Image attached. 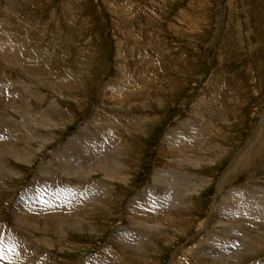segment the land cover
<instances>
[{
    "label": "rangeland",
    "instance_id": "obj_1",
    "mask_svg": "<svg viewBox=\"0 0 264 264\" xmlns=\"http://www.w3.org/2000/svg\"><path fill=\"white\" fill-rule=\"evenodd\" d=\"M2 37L0 90L9 95L19 92L22 99L17 97L14 103L10 99L1 102L0 105H7L0 107V113L21 118L20 114L27 112L21 113L19 109L26 110L25 107L32 104L33 111L26 110L37 114L30 120L32 124L41 115L44 119V113H50L59 125L65 123L61 128L30 133L38 138L52 133L48 137L55 139L31 164L12 160L22 172L20 176L0 179V236L4 240L12 237L11 232L22 230L16 226L14 210L27 207L25 201L32 190L40 188L38 182H45L47 178L48 183L59 180L57 167L62 160L52 159L58 148L72 138L77 139L67 149V154L57 155L60 159L67 155L70 161H76L74 147L80 143L81 130L86 131V125L95 117L104 127L117 122L119 130L116 132L124 138L127 133L139 130L130 122L129 115L137 118L148 115V121L141 126L144 132L134 134L132 139L138 157L133 161L130 183L116 182L115 196L123 197L111 201L115 216L96 218L97 226L102 227L99 232L70 231L64 239L63 252L50 247V253L59 257L60 262L56 264H98V261L100 264L104 255L105 261L115 264L118 257L132 262V253L123 251L117 230L132 225L129 213L133 205L142 208L133 199L144 194L150 185H157L152 180L156 167L177 171L172 154L160 151L176 148L182 136L174 129L187 119L196 120L205 129L210 127L211 136L220 133L218 143L222 144V152L217 151L212 157L211 153L204 154L205 161L198 167H193L192 162L197 155L187 153L192 160L185 164V172L206 177L210 182L199 194H189L191 210L187 213L168 208L164 216L154 219V224L166 226L162 229L166 234L161 232L158 254L144 264H171L178 251L182 258L186 248L199 243L202 237L207 239L213 230H219L213 226L216 214L212 205L221 200V195L243 185L264 188V145L253 159L232 172L230 183L221 193L218 188L236 156L264 131V0H0V39ZM67 86L74 90H66ZM124 96L128 98L127 103H118ZM54 100L58 108L49 106ZM32 124L24 126L27 132L35 128ZM170 130L174 134L168 136ZM9 139L7 136L1 142ZM118 142L121 146V141ZM213 156L215 161L210 162ZM54 166L55 174L49 176ZM97 175L96 179L102 177ZM67 176L64 178L77 179ZM173 177L164 178L169 181V187L175 189L180 180ZM62 212L67 215L66 210ZM136 228L140 229V235L136 236L143 238V229ZM23 231L25 237L34 234L31 230ZM219 232L224 234L222 230ZM57 243L52 244L58 246ZM37 244L45 248L44 253L47 246L41 241ZM195 256L191 255L192 264H218L206 256ZM262 259L264 248L253 256L240 260L223 258L222 262L260 264Z\"/></svg>",
    "mask_w": 264,
    "mask_h": 264
},
{
    "label": "bare ground",
    "instance_id": "obj_2",
    "mask_svg": "<svg viewBox=\"0 0 264 264\" xmlns=\"http://www.w3.org/2000/svg\"><path fill=\"white\" fill-rule=\"evenodd\" d=\"M0 40H4V38L2 37ZM2 50L4 49H0L1 53ZM4 58L8 59L9 56H4ZM8 60L12 61L10 59ZM12 64L13 63H11V65ZM36 77L40 79L38 75ZM56 85L58 84L56 83ZM65 88L66 90L68 89V91L74 90L73 88H69L68 86ZM17 89L15 90L17 91ZM22 89L24 88L22 87ZM59 90L61 92L63 91L60 88ZM3 91V89L0 90V92L3 93L0 95V97H2L0 98V103L7 102L9 99L14 103L15 100L22 97L18 95V91V93H16L18 96H16V94L12 95L11 93L9 95V92L7 93V91ZM126 96L119 98V100H117L118 103H127L126 101L128 100V98H126ZM24 102L26 103V105L29 104L27 99H25ZM3 105L6 107L7 104L3 103L0 105V107ZM29 105L32 107V104ZM30 106L25 107V109L32 110ZM49 106L57 107L58 105L56 103V100H54L53 102H49ZM20 107H23V105H21ZM19 110L21 113L23 111L27 113L20 114L21 118L14 117L8 113H0V138L4 135V137L0 139V179H5V177H9L12 179L13 177L16 178L20 176L22 172L18 169L17 166L12 164V160L21 164H31L37 158L39 153L42 152L44 147H46L48 143L52 142L55 139V137L53 136L48 137V135H52V133H49L46 136H44L45 134L42 133L43 136L39 138L30 136V133L40 134L41 131H44L42 129L61 128L60 125H65L64 122L59 125V122L52 120L50 113H44V119L42 115L39 120H36L34 118V120L36 121H33V124L35 125L36 129L34 128L33 130H30V132H27L28 130L26 131L24 126H26L27 123L28 125L29 123L32 124L30 120L32 121L33 116H36L37 114H29L31 112H28L29 110L26 111L23 108ZM129 118L130 122L134 124L133 126L139 127V130L135 131L136 133L144 132V127L141 128V126H144V124H146V122L148 121V115L140 118L129 115ZM99 122L100 120L95 117L86 125V127H88L86 131L81 130L82 133L79 137L80 143L78 147H74V157L76 161L74 159L73 160L75 162L70 161L72 159L69 160L67 158V155L65 157H62L63 159H60V157L64 156V154H67V149L73 146V143L77 139L75 140V138H72L64 145H61L60 148H58L54 155V158L52 159L62 160L58 165L59 167H57L60 169V178L58 177L59 180L53 183H51L52 180L50 181V183H48V178L45 182L42 183H39L37 181V187L40 188L32 190V192L29 193V199L28 201H25L27 207H18L17 210H14L16 226H18L20 229L22 228V230H20L19 233L11 232L12 237H9L8 240H4L5 243L9 245L10 250H5L4 255L6 258L0 259V264L59 263V257H56L55 255H52V253H50V247H57L59 252H63L66 249V245H64V239L70 231L84 232L85 230L93 234V232H99L102 230L101 226H97L98 223L96 222H98L99 220L97 221L96 218L103 217L112 219L113 216H115V211L113 210V208L115 207L114 202L111 201L115 198H118V196H121H115L117 193L116 189H118V185L116 186V182H123L126 185L130 183L131 170L133 165L135 164V162L133 161H135L136 157H138V155L136 154V147L133 145L134 141H132V139L135 138L134 134L136 133L126 132L127 137L124 138L119 136L118 132H116L117 130H119V124L117 122L114 121L116 125L113 123H107L108 125L104 124L105 127L99 125ZM205 124L207 125V123ZM123 125L127 126L125 122L123 123ZM181 125L182 126H180L179 124L180 127L174 129L175 132H180L182 136V140L180 141V143L179 141H177L178 143L175 141L177 143L175 146L176 148H174V150L161 148L160 151H166L169 154H172V162L177 171L173 173L174 171L171 172L164 167H156V169L153 170L154 176L152 180L158 186L155 184L150 185L148 188H146L147 190H144V194L140 193V196L135 197V199L132 198L134 200L133 202H136V204L138 206H142V208L133 205L131 207L133 211H129V217L132 225H128L126 228L120 227L117 230V236L120 239V245L123 251H125L126 253H132L133 264H144L145 262H148L149 259H152L156 254H158L160 247L159 239L161 238L162 233L164 234L165 230L164 232H162L164 224L162 226L160 223L154 224L156 222L154 219L157 218V216H159V218L160 216H164L163 214L168 210V208L180 211L181 213H187V211L191 210V206L189 205L191 197L189 194H199L204 185L210 182V180L206 177L185 172V164L189 163L192 160L191 157L190 159H188L187 153L192 152V156L197 155V157L194 158V161L192 162L194 164L193 167H198L199 163L205 161L203 157L204 154L210 155L211 153L212 157V154H214L215 152H222L220 150L222 148V144L218 143V135H221L220 133L217 132V134L211 136L209 134L211 132L210 127H208L207 129H205V126L200 127L197 121L192 119L183 121ZM262 125H264V117L262 120ZM203 129L206 131L205 133L200 132ZM172 133L174 134L173 130H170L168 136ZM204 134L208 137L207 139L202 137L204 136ZM260 134L261 135L256 139L251 140L247 145L248 147L245 150L243 149V151L236 156L233 163L231 164L232 166H234V168L232 169V166L230 165L229 171L221 178L220 184L218 186L219 193H221L230 183L229 181L232 179V175H234V173L232 172H236L239 166L243 165V163L247 160L249 161L253 159L255 155L260 152L264 145V131H261ZM7 136L8 138H10L9 141L1 142ZM123 138L125 142H122ZM261 138H263L262 142ZM167 139L168 138H166L165 140ZM118 141H121V146ZM73 151L74 150H72V152ZM57 155H60V157H57ZM206 160L210 161L208 159ZM214 161L215 158L213 156V159L211 158L210 162ZM57 168L56 166L52 167V172L49 173V176H54L55 170ZM38 174L40 176V173ZM97 174L101 175L102 177L96 179L95 177ZM65 175L71 176V178L75 177L77 179L74 181L69 180V178L65 179ZM171 175L174 176L173 178L175 180H180L176 183L177 187L175 189L169 187V184H167L169 181L167 182L166 178H164ZM175 182L176 181L172 182V184L174 183L173 185H175ZM258 188L253 189L252 187H250V185H243L232 189L225 195L223 194L224 196L221 195V200L218 203H213L212 205V209L216 214L213 226H215L219 230L224 231V234L220 235L219 230H213V233L211 232L212 234H209L207 239L203 240L202 237L201 240H199V243L195 244L194 246L192 245L188 248L185 247V253H183L184 255L182 258H180V252L178 251L179 254H177V252L174 255L171 264H192L191 255L206 256L205 258H210L218 261V264H228L227 261H225L226 263L222 262L224 261L223 258L240 260V258H243L244 256H253V254L260 252L264 248V188ZM0 202H2V200ZM64 210H66L67 215L66 213L62 212ZM145 210H148L149 213L144 212ZM159 212H161V215L159 214ZM62 215H66L67 217L61 218ZM173 215L174 214H172V217H174ZM43 217L44 219L40 220ZM136 226H139L143 229V233H141L144 236L143 238L142 236H139V238L138 236H136V234L140 235L138 233L140 232V229H137ZM171 226L173 227L175 225L171 224ZM23 229H26L28 231L31 230L34 232V234L32 236L27 235V237H25L24 235L26 234H24ZM254 234L256 235L254 236ZM37 235H43V237H39ZM38 241L43 242L47 246V249L44 250V253H42V249L45 248L39 246V244H37ZM54 241L58 242V246L52 244ZM138 254H143L144 257H141ZM115 258L116 257H114V260ZM178 258L180 259L178 260ZM125 259L126 258H124V260ZM105 260L106 255H104V261L102 260V263L100 264H115L114 262ZM124 260L121 261V257H118L116 259V264H132V262H127L126 260ZM260 264H264L263 259L260 261Z\"/></svg>",
    "mask_w": 264,
    "mask_h": 264
},
{
    "label": "snow or ice",
    "instance_id": "obj_3",
    "mask_svg": "<svg viewBox=\"0 0 264 264\" xmlns=\"http://www.w3.org/2000/svg\"><path fill=\"white\" fill-rule=\"evenodd\" d=\"M14 247V245H13ZM5 250H10L9 245L5 243L3 236H0V259H5Z\"/></svg>",
    "mask_w": 264,
    "mask_h": 264
}]
</instances>
